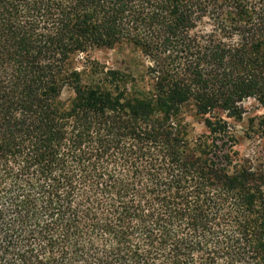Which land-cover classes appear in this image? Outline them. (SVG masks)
<instances>
[{"label":"trees","instance_id":"trees-1","mask_svg":"<svg viewBox=\"0 0 264 264\" xmlns=\"http://www.w3.org/2000/svg\"><path fill=\"white\" fill-rule=\"evenodd\" d=\"M247 99L264 0H0V264H264Z\"/></svg>","mask_w":264,"mask_h":264},{"label":"rangeland","instance_id":"rangeland-1","mask_svg":"<svg viewBox=\"0 0 264 264\" xmlns=\"http://www.w3.org/2000/svg\"><path fill=\"white\" fill-rule=\"evenodd\" d=\"M131 54L128 50H94L90 53V58L105 65L110 69H126L134 67V73H143L148 62L139 54H136V65L124 59ZM78 66L84 62L83 57L78 58ZM71 93L67 90L63 92L62 98L68 100ZM244 114L238 122L231 121L234 134L237 139L236 149L243 159L250 162L255 169H264V106H261L254 99H247L242 102ZM186 119L192 124L191 113L186 112ZM195 133L202 131V125L193 123Z\"/></svg>","mask_w":264,"mask_h":264}]
</instances>
